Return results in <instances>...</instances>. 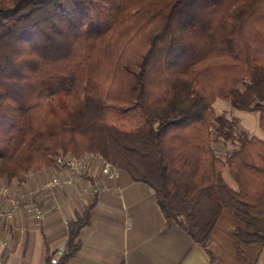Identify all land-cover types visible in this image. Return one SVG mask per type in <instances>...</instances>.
Listing matches in <instances>:
<instances>
[{"label": "trees", "instance_id": "trees-1", "mask_svg": "<svg viewBox=\"0 0 264 264\" xmlns=\"http://www.w3.org/2000/svg\"><path fill=\"white\" fill-rule=\"evenodd\" d=\"M218 99L264 133V0H0V185L94 154L149 185L166 224L209 254L232 211L245 259L242 245L264 244V140L236 137Z\"/></svg>", "mask_w": 264, "mask_h": 264}, {"label": "crops", "instance_id": "crops-1", "mask_svg": "<svg viewBox=\"0 0 264 264\" xmlns=\"http://www.w3.org/2000/svg\"><path fill=\"white\" fill-rule=\"evenodd\" d=\"M53 178H72L73 183L56 187L59 207L43 222L30 219L25 207L12 220L0 221L6 241V245L0 243L3 264H53L52 260L56 264H264V244L242 245L245 259L238 255L236 231L247 228L229 209L222 211L212 229L209 254L180 227L166 224L149 185L134 181L122 170L110 181L97 161L90 163L85 178L51 166L32 171L24 183L7 185L29 190ZM96 181L101 189L94 195ZM37 201H44L42 194ZM92 203L90 223L79 236V251L62 262L63 253H59L66 247L69 225Z\"/></svg>", "mask_w": 264, "mask_h": 264}, {"label": "built area", "instance_id": "built-area-1", "mask_svg": "<svg viewBox=\"0 0 264 264\" xmlns=\"http://www.w3.org/2000/svg\"><path fill=\"white\" fill-rule=\"evenodd\" d=\"M92 161L99 163L101 174L108 180L113 181L117 178L119 169L94 154L87 155L81 159L58 156L53 163V167L63 171H69L78 177L85 178L89 173V166ZM72 183V178H53L29 190L21 189L19 186L10 187L7 184L0 185V221L12 220L17 210L25 207V213L30 219L43 222L50 212L56 207H59V203H57L55 197L56 187L67 186ZM100 189V183L96 181L92 187V193L95 195ZM39 194L43 195V202L37 201ZM0 243L6 245V241L1 236V233ZM62 253L63 250L59 254L61 255ZM52 263L56 264L57 260H52ZM0 264H3L1 260Z\"/></svg>", "mask_w": 264, "mask_h": 264}, {"label": "rangeland", "instance_id": "rangeland-1", "mask_svg": "<svg viewBox=\"0 0 264 264\" xmlns=\"http://www.w3.org/2000/svg\"><path fill=\"white\" fill-rule=\"evenodd\" d=\"M214 108L217 114L238 121V124L236 126V137L239 136L240 131H243L250 136H256L264 140V133L259 127V115L257 113L235 110L231 107L230 103L219 99L215 102ZM224 177L230 184L232 183L234 186L236 185L234 180L231 178L228 170H225Z\"/></svg>", "mask_w": 264, "mask_h": 264}]
</instances>
